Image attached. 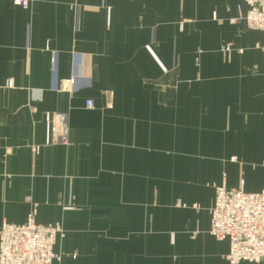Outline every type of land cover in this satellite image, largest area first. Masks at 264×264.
Segmentation results:
<instances>
[{
  "label": "crops",
  "instance_id": "crops-1",
  "mask_svg": "<svg viewBox=\"0 0 264 264\" xmlns=\"http://www.w3.org/2000/svg\"><path fill=\"white\" fill-rule=\"evenodd\" d=\"M239 8L0 0V230L60 226L54 264H230L215 188L264 190V32ZM48 113L69 146H43Z\"/></svg>",
  "mask_w": 264,
  "mask_h": 264
},
{
  "label": "built area",
  "instance_id": "built-area-1",
  "mask_svg": "<svg viewBox=\"0 0 264 264\" xmlns=\"http://www.w3.org/2000/svg\"><path fill=\"white\" fill-rule=\"evenodd\" d=\"M14 4L28 9L30 0H13ZM247 11L239 14L249 30L264 32V0H243ZM264 50V43L261 46ZM223 53L230 54L229 47ZM95 106L92 100L86 108ZM46 138L44 147L69 146L70 132L65 113L45 115ZM43 146L33 148L38 155ZM243 185V184H242ZM211 235L217 241H228L229 252L225 259L230 264L243 262L264 264V190L247 193L242 186L228 190L224 185L215 188V201L210 210ZM63 236L58 225H40L33 215L23 225L4 222L0 230V264H54L60 260L54 247Z\"/></svg>",
  "mask_w": 264,
  "mask_h": 264
}]
</instances>
